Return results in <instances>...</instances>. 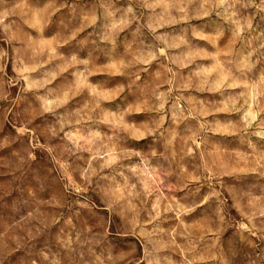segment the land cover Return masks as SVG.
Segmentation results:
<instances>
[{
    "label": "rangeland",
    "instance_id": "rangeland-1",
    "mask_svg": "<svg viewBox=\"0 0 264 264\" xmlns=\"http://www.w3.org/2000/svg\"><path fill=\"white\" fill-rule=\"evenodd\" d=\"M0 264H264V0H0Z\"/></svg>",
    "mask_w": 264,
    "mask_h": 264
}]
</instances>
